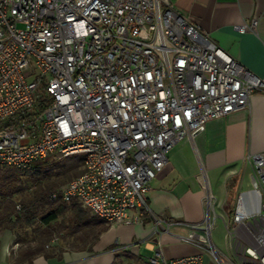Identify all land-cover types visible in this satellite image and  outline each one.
<instances>
[{"label":"built area","instance_id":"1","mask_svg":"<svg viewBox=\"0 0 264 264\" xmlns=\"http://www.w3.org/2000/svg\"><path fill=\"white\" fill-rule=\"evenodd\" d=\"M255 92L264 79L171 0H0V165L82 155V172L48 198L110 225L147 209L149 181L179 141ZM249 162L257 187L236 194L231 257L212 240L215 198L201 174L204 215L185 237L198 251L155 249L148 264H264V151Z\"/></svg>","mask_w":264,"mask_h":264},{"label":"crops","instance_id":"2","mask_svg":"<svg viewBox=\"0 0 264 264\" xmlns=\"http://www.w3.org/2000/svg\"><path fill=\"white\" fill-rule=\"evenodd\" d=\"M171 1L192 25L264 79V0ZM253 21L254 29H236ZM261 151L264 92H255L245 107L208 120L191 140H181L170 150L164 166L149 181L147 209L139 216L132 212L138 217L135 222L110 225L91 246L37 255L31 264H148L155 249L165 258L194 254L198 246L185 237L205 211L200 175L204 173L212 195L210 177L223 184L226 202L231 198L233 206L238 192L257 187L249 157ZM156 217L162 220L159 224ZM14 239L11 231H0V264H21L9 251Z\"/></svg>","mask_w":264,"mask_h":264},{"label":"trees","instance_id":"3","mask_svg":"<svg viewBox=\"0 0 264 264\" xmlns=\"http://www.w3.org/2000/svg\"><path fill=\"white\" fill-rule=\"evenodd\" d=\"M82 155H70L56 159L46 157L23 169L0 165V231L9 230L19 237L27 228L34 225L48 226L58 222L62 229L79 233L89 242V246L109 225L104 220L89 215L86 208L78 202L51 201V191L67 183L82 172ZM21 231V232H20ZM47 235L34 246L22 251L17 261L31 264L37 255L49 257L45 242Z\"/></svg>","mask_w":264,"mask_h":264},{"label":"rangeland","instance_id":"4","mask_svg":"<svg viewBox=\"0 0 264 264\" xmlns=\"http://www.w3.org/2000/svg\"><path fill=\"white\" fill-rule=\"evenodd\" d=\"M210 189L215 198L213 207L214 221L211 231V237L216 247L228 257H231L229 250V234L227 228L231 225V198L226 202L227 196L223 189V184L217 182L216 179L210 177ZM58 222H52L48 226L34 225L36 229L27 228L26 232H21L19 237H15L12 242V248L9 251L18 258L22 251L28 246H34L37 242L47 235L49 230L50 235L45 242V250L51 254H58L63 249L81 248L89 245V242L79 233H70L68 229H62L58 226ZM110 226V224H108ZM148 252L141 249V255L147 256ZM151 254V253H150ZM208 256H205L207 261ZM124 264H133L128 261Z\"/></svg>","mask_w":264,"mask_h":264},{"label":"bare ground","instance_id":"5","mask_svg":"<svg viewBox=\"0 0 264 264\" xmlns=\"http://www.w3.org/2000/svg\"><path fill=\"white\" fill-rule=\"evenodd\" d=\"M202 175H203L204 182L206 183V186H207V180H206V178H205V175H204V173H202ZM208 196H209V198H210V193H209V190H208Z\"/></svg>","mask_w":264,"mask_h":264}]
</instances>
